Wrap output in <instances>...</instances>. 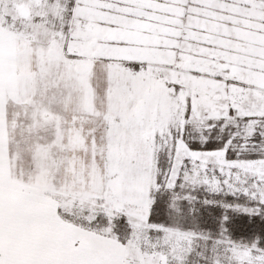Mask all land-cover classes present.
Segmentation results:
<instances>
[{"label": "snow or ice", "instance_id": "1", "mask_svg": "<svg viewBox=\"0 0 264 264\" xmlns=\"http://www.w3.org/2000/svg\"><path fill=\"white\" fill-rule=\"evenodd\" d=\"M0 264H264V0H0Z\"/></svg>", "mask_w": 264, "mask_h": 264}]
</instances>
